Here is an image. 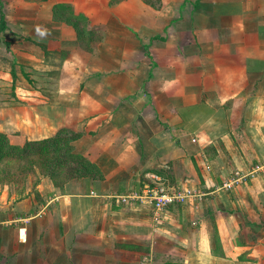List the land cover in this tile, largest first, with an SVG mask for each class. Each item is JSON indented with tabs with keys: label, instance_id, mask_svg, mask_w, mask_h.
I'll list each match as a JSON object with an SVG mask.
<instances>
[{
	"label": "crops",
	"instance_id": "crops-1",
	"mask_svg": "<svg viewBox=\"0 0 264 264\" xmlns=\"http://www.w3.org/2000/svg\"><path fill=\"white\" fill-rule=\"evenodd\" d=\"M0 9V132L67 128L101 171L23 195L0 184V264H264V0ZM156 168L204 196L159 223L115 197Z\"/></svg>",
	"mask_w": 264,
	"mask_h": 264
},
{
	"label": "trees",
	"instance_id": "trees-1",
	"mask_svg": "<svg viewBox=\"0 0 264 264\" xmlns=\"http://www.w3.org/2000/svg\"><path fill=\"white\" fill-rule=\"evenodd\" d=\"M6 27L5 15L0 9V30ZM11 73L15 79L14 70ZM78 136V133L63 127L53 136L17 144L0 132V183L8 184L11 182L10 176L20 174L19 171H33L35 168H39L42 175L50 177L57 187H63L74 177L99 176L101 171L98 166L74 151L72 142ZM157 169L165 175L163 169ZM58 174L60 175L57 176Z\"/></svg>",
	"mask_w": 264,
	"mask_h": 264
},
{
	"label": "built area",
	"instance_id": "built-area-1",
	"mask_svg": "<svg viewBox=\"0 0 264 264\" xmlns=\"http://www.w3.org/2000/svg\"><path fill=\"white\" fill-rule=\"evenodd\" d=\"M140 186L138 189L125 194H117L115 197L122 203L139 201L151 207L152 218L155 222L165 220L166 212L172 205L182 204L188 199H202L204 192L198 191L186 185H176L170 181L167 175L157 168L140 173ZM234 181H227L224 188H230Z\"/></svg>",
	"mask_w": 264,
	"mask_h": 264
},
{
	"label": "rangeland",
	"instance_id": "rangeland-1",
	"mask_svg": "<svg viewBox=\"0 0 264 264\" xmlns=\"http://www.w3.org/2000/svg\"><path fill=\"white\" fill-rule=\"evenodd\" d=\"M54 77H56V75L54 74ZM9 91L6 90L5 93ZM9 94V92H8ZM11 100V99H10ZM12 101V100H11ZM3 100H0V104H3ZM21 113L24 114V111H21ZM20 174H15L10 176V180L11 182H9L7 184V186H9V189H15L17 191V194L23 195L24 193H26V191H28V189L30 188H35L36 185L38 184V182L42 179V172L40 171L39 168H35V170L33 171H29V172H25V171H19ZM61 173V172H60ZM60 174H58L57 176H59ZM62 176H64V173L62 174ZM61 176V177H62ZM48 177V176H47ZM51 180L50 177H48ZM58 181H60V178L58 179ZM53 182V181H52ZM54 183V182H53ZM2 186L4 185V183H0Z\"/></svg>",
	"mask_w": 264,
	"mask_h": 264
}]
</instances>
